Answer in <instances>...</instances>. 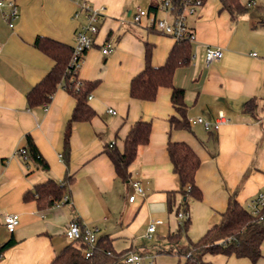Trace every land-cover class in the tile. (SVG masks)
I'll return each instance as SVG.
<instances>
[{
  "label": "crops",
  "instance_id": "0c3cea01",
  "mask_svg": "<svg viewBox=\"0 0 264 264\" xmlns=\"http://www.w3.org/2000/svg\"><path fill=\"white\" fill-rule=\"evenodd\" d=\"M14 1L19 9L14 27L0 7V245L10 238L15 244L2 254L0 264H50L72 242L66 232L74 220L97 229L98 237H105L116 252L146 250L156 254L154 264H185L184 257L161 252L176 244L169 235L179 227L177 215L168 207V192L176 191L178 204L184 201L167 150L169 140L187 142L201 159L196 184L202 197L187 198L184 211L189 212L190 225L177 245L198 240L219 222L232 194L248 207L264 189V24L257 10L264 0H256L234 19L220 0H206L188 18L195 34L192 61L176 69L173 82L185 89L188 119L203 116L214 121L221 111L227 115L229 120L217 131H208L201 123L171 130L169 118L177 111L170 87H160L153 101L130 96L132 78L148 64L163 65L176 42L148 26L151 17L172 18L165 10L151 11L152 5L164 0H85L93 8L105 7L95 44L84 53L78 70L80 79L98 81L89 97L97 114L72 124L68 162L62 155L64 135L75 98L61 86L49 103L30 108L27 93L54 65L36 47L37 36L73 46L77 30L86 23L83 12L74 16L81 0ZM139 7L149 15L135 22ZM106 45L108 53L102 51ZM208 46L223 51L209 65ZM249 100L256 103L254 113L244 109ZM140 119L151 121L152 131L125 181L105 149L108 144L123 149L130 127ZM27 134L48 169L24 162L17 153ZM67 174L74 178L68 201L39 210L35 200L24 199L34 185L49 177L62 180ZM133 180L143 185L145 193L131 202ZM10 212L20 219L13 232L4 221ZM155 220L161 222L148 237L147 228ZM261 248L263 256L255 264H264V242ZM204 259L213 264H254L246 257L223 254L207 253Z\"/></svg>",
  "mask_w": 264,
  "mask_h": 264
},
{
  "label": "trees",
  "instance_id": "16d2710c",
  "mask_svg": "<svg viewBox=\"0 0 264 264\" xmlns=\"http://www.w3.org/2000/svg\"><path fill=\"white\" fill-rule=\"evenodd\" d=\"M171 1L175 5L174 15L180 14L187 4V0ZM201 1L204 3L206 0ZM220 2L222 8L227 10L233 19L250 10V5L244 3L243 0H220ZM159 6V4L152 5L151 11H157ZM257 10L260 14L259 22L264 24V5L258 6ZM35 45L53 59L54 65L28 91V106L33 108L49 103L61 86L75 98L74 109L67 121L64 135L62 155L68 162L72 124L77 121H89L97 114L89 103V97L97 87L98 81L80 79L78 71H74L70 66L73 58V46L42 35L37 36ZM150 50V47L146 48L147 60L150 57ZM192 56V41L188 39L176 40L163 65L155 67L148 64L130 82V96L141 100L153 101L160 87H170L172 89L171 101L177 114L169 118L171 130L190 128L185 89L177 87L173 82V77L177 68L187 66L192 61ZM255 108L256 103L254 100L247 101L244 107L250 113H254ZM151 131V121L140 119L130 127L124 138L123 149L118 148L115 144L107 145L105 152L113 162L117 175L123 180L129 179V167L136 159L139 147L149 143ZM21 147L25 151H18L17 153L24 162L32 161L40 167L48 169V163L43 158L30 134L25 136V144ZM167 150L173 165V171L179 177L180 188L178 192L184 196L182 204H178L175 200L176 191L168 192L169 210L178 215L179 211L188 210V197L194 199H201L202 197V192L196 184V174L201 166V159L185 141L169 140ZM73 181V176L68 174L62 180L49 177L46 181L34 185L32 189L25 192L24 199L35 200L39 210L49 209L58 203L68 201L67 194ZM65 196H67L66 200H64ZM79 224L81 229H84L80 222ZM189 225L190 219L180 224L177 232L169 235V240L176 244L171 245L168 249L162 248L161 252L167 251L179 257H184L185 264H213L204 259V255L207 253L236 256L238 258L246 257L254 264L263 256L261 246L264 242V207L260 214L254 215L248 207L237 200L234 194L229 197L227 208L221 213L219 222L210 226L198 240H189L185 245H177L178 239L184 233H187ZM14 244L15 240L12 238L1 244L0 258ZM86 247L87 244L81 236L57 253L50 264H124L122 259L126 252L114 251L105 237L99 238L97 247L90 257L85 256ZM109 250L113 252L112 255L107 254ZM143 252H146V250Z\"/></svg>",
  "mask_w": 264,
  "mask_h": 264
},
{
  "label": "built area",
  "instance_id": "2783aa9c",
  "mask_svg": "<svg viewBox=\"0 0 264 264\" xmlns=\"http://www.w3.org/2000/svg\"><path fill=\"white\" fill-rule=\"evenodd\" d=\"M256 0H250L249 5L252 6ZM184 10L177 15H174L175 5L171 0H164L159 9L169 12L172 18L170 20L165 18H149L148 26H153L157 30L170 35L175 40L188 39L189 41L195 40V34L191 26L189 25V16L197 12L198 8L203 4L201 0H187ZM0 7L2 8L3 16L8 22L9 26L14 27L15 20L19 17L18 5L14 0H0ZM105 7L93 8L85 0H81L79 4V9L74 13L75 17L83 12L86 18V23L82 25L76 32L75 43L73 45V58L71 60L70 66L74 71H78L82 62V57L84 53L95 44V39L99 31V21L102 15H104ZM148 11L142 8H138L133 19L135 22H140L143 17H147ZM102 51L108 53L110 48L108 45L103 47ZM257 55L256 52L253 53ZM223 55L221 47L208 46L205 53V62L207 65L215 60H219ZM112 112L113 110H109ZM229 119L224 112H219L217 118L212 121L203 116L189 118V124L194 125L201 123L204 128L208 131H217L220 126L227 122ZM24 152L23 147H19L17 152ZM133 191L129 194V201L133 202L136 200L138 195L143 196L145 193L143 185L138 180L132 181ZM67 199L65 196L64 200ZM264 207V189L261 190L256 196L249 202L248 209L254 215L260 214L262 208ZM179 224L189 219L188 211H179L178 215ZM19 214L10 212L5 214L4 221L5 226L9 232H13L19 224ZM161 220H155L151 222L147 228V236L151 237L152 233L155 232L157 224ZM67 235L72 240L75 241L83 236L87 247L84 251L86 257L92 256L95 248L98 244V230L94 228L81 226L77 220L70 223L67 229ZM107 254L112 255L111 250L107 251ZM155 253L151 252H128L123 257L122 261L124 264H154L155 263Z\"/></svg>",
  "mask_w": 264,
  "mask_h": 264
},
{
  "label": "rangeland",
  "instance_id": "374dc122",
  "mask_svg": "<svg viewBox=\"0 0 264 264\" xmlns=\"http://www.w3.org/2000/svg\"><path fill=\"white\" fill-rule=\"evenodd\" d=\"M159 11H160V12H164V11L161 10V9H160ZM174 216H175V214H174ZM178 221H179V220H177V218H176L175 222H176L177 226H179V225H178ZM177 230H178V229H177ZM185 235H186V234L184 233L183 236H185Z\"/></svg>",
  "mask_w": 264,
  "mask_h": 264
}]
</instances>
